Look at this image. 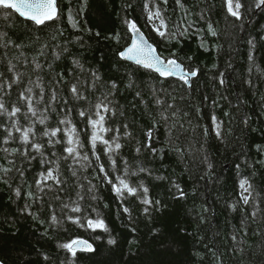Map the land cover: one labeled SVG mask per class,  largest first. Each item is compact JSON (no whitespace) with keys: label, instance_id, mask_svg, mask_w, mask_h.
Instances as JSON below:
<instances>
[{"label":"trees","instance_id":"16d2710c","mask_svg":"<svg viewBox=\"0 0 264 264\" xmlns=\"http://www.w3.org/2000/svg\"><path fill=\"white\" fill-rule=\"evenodd\" d=\"M239 2L57 0L42 26L0 8L2 264H264V4ZM129 22L190 87L122 60Z\"/></svg>","mask_w":264,"mask_h":264},{"label":"snow or ice","instance_id":"6c2138e0","mask_svg":"<svg viewBox=\"0 0 264 264\" xmlns=\"http://www.w3.org/2000/svg\"><path fill=\"white\" fill-rule=\"evenodd\" d=\"M178 2H179V0H178ZM262 4H264V0H259L257 7H259ZM227 6H228V11L232 16L237 17V18L240 17L239 9L241 8V4H240L239 0H236L235 4H233V0H227ZM0 8L12 9L15 12L19 13L20 16L32 20L36 25H43L46 21H51V20L56 19L57 15H58L57 0H0ZM153 16H155V18H159V12H157L155 14H150L149 19L150 20L153 19ZM161 26H163L162 22H161ZM129 28H130V30H132L134 33H136L139 36V40L143 43L144 38H143V36L139 35V30L136 28V25L134 23L129 22ZM157 31L159 32V34L161 36H163L165 34L164 32L159 31V29H157ZM213 34H215V33H213ZM3 35H4L3 33H0V37H2ZM154 51H155L154 49H152L150 46H148L146 44H144V46L137 44L136 40L134 39L132 46L130 48H128L126 53H121V56L128 58V59H134L137 64H142L146 68H151V69L157 71L159 73V75L162 77L179 75V78L182 79L185 84L189 83V80L187 79L188 76H195L196 75L195 71H192L190 73L184 72L180 68V66L176 63L175 60H168L167 64H165L163 61H161L159 59V57H153L152 56V53ZM39 66L40 65L37 64V67H39ZM26 91L31 92V89H27ZM72 92L74 94L78 95V89L75 85L72 86ZM21 96H22V98L26 99V102L29 105V112H31L33 116L36 115V109L32 105L31 97L30 96L25 97L24 93H21ZM78 98H79V95H78ZM53 99H55V94H53ZM96 108H97L96 116H98L99 119L91 120L92 127L95 129L99 126L100 131H107L108 129H105L103 127L105 117L103 115H101L100 110L102 108V105L97 104ZM0 110L7 111L6 109H4L3 103H0ZM103 111H105V112L108 111V108L106 105L103 106ZM19 112H20L19 108H13V110L8 114H9V116H15ZM80 114H81V116L85 115L84 112H81ZM65 122L66 121H62V123H65ZM40 123H44V120L42 119L40 121ZM219 127H220V125L217 124L216 125L217 135H219ZM19 130L20 129H17V131H19ZM57 131H58V129L53 130L50 133L46 132L45 135L55 136ZM30 132H31V129L29 128V129L23 131V133H22V140L26 144L29 142V133ZM74 132H75L74 128L69 130V139H68L69 145H73L74 143H78V141H74L72 139V134ZM151 135H152V133L149 131L148 132L149 138H151ZM91 139L93 142V147H95L96 140L102 139V138L98 137V135L94 131ZM5 142H7V141H5ZM103 142L105 144L108 143V141H103ZM113 143H115V141ZM33 147H35L37 151L40 150V145H38V144L33 145ZM115 148L119 149L120 144L115 143ZM111 150H112L111 146H109V151H111ZM66 151L68 152L69 155H72L75 152V147L70 146V147L66 148ZM84 159H87V157L85 156ZM101 171H103V166H101ZM52 178H53L52 171H49L47 173V175L44 177L45 180L52 179ZM245 183L246 182L241 183V188H244ZM120 184L122 185V187L124 189H127L130 193L135 192V189L129 188L128 184L123 179L120 180ZM115 190L117 191V193H120V191H121L120 188H116ZM244 190L247 191L246 188ZM144 202L149 203V201L147 199ZM244 202L245 203L248 202L247 197H244ZM73 211H79V208H75V209H73ZM88 223H89V226H91V227H99V228L104 227L102 221H97L95 223H93L92 221H89ZM113 242L114 241H109V243H113ZM78 244L85 245L87 250H89V251L91 250V245H87L84 241H72L71 244L62 245V247L67 248L69 251L72 252L73 255H75V250L73 249V245H78Z\"/></svg>","mask_w":264,"mask_h":264},{"label":"water","instance_id":"95a60500","mask_svg":"<svg viewBox=\"0 0 264 264\" xmlns=\"http://www.w3.org/2000/svg\"><path fill=\"white\" fill-rule=\"evenodd\" d=\"M10 10H11L12 12H14V13H15L19 18H21L22 20H25V21H28V22H31V23L35 24L32 20L20 16L19 13L15 12V11L12 10V9H10ZM57 12H58V6H57ZM57 16H58V15H57ZM51 21H53V20H51ZM51 21H46L44 24L49 23V22H51ZM44 24H43V25H44ZM35 25H36V24H35ZM36 26H42V25H36ZM139 35H140V36H143V38H144L143 43L139 40V36H138L136 33L133 32V33H132V39H131V41H130V44H129V45H128V46L122 51V53H126V52H127L128 48H130V47L132 46L133 41H134V39H135L136 42H137V44H140L141 46H144V44H146V45L150 46L152 49H154L155 51L152 53V56H153V57H159V59H160L161 61H163L165 64H167V61H166L165 59H163V58L159 55L157 48H156V47L150 42V40L147 38V36L145 35V33L142 32L141 30H139ZM146 50H147V49H146ZM121 58H122V60H124V61H126V62H128V63H131V64H133V65H135V66H138V67H141V68H143V69L150 70V71L154 72L155 74H157V75H158L160 78H162V79H175V80L183 81L182 79L179 78V75H176V76H168V77H162V76L159 75V73H158L157 71H155V70H153V69H151V68H146V67H144L142 64H137V63L135 62L134 59H128V58H125V57H122V56H121ZM176 63L180 66V68H181L184 72L190 73V72L186 71V70L184 69V67H183L180 63H178V62H176ZM169 67H170V66H169ZM195 76H196V75H195ZM195 76H188V77H187V79L189 80V83L186 84L187 87H190L191 80H192L193 78H195ZM80 241H82V240H80ZM84 242H85V241H84ZM85 243H86V242H85ZM86 244L89 245L88 243H86ZM73 249H74L75 251H89V250H87V248L85 247V245H82V244L73 245ZM91 249H92V247H91ZM90 251H91V250H90ZM0 264H2V263L0 262Z\"/></svg>","mask_w":264,"mask_h":264}]
</instances>
